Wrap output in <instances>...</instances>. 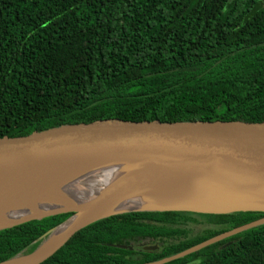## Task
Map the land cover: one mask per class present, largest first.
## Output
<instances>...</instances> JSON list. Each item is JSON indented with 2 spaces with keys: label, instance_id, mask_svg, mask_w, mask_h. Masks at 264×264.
Masks as SVG:
<instances>
[{
  "label": "trees",
  "instance_id": "1",
  "mask_svg": "<svg viewBox=\"0 0 264 264\" xmlns=\"http://www.w3.org/2000/svg\"><path fill=\"white\" fill-rule=\"evenodd\" d=\"M102 118L264 121V0H0V137ZM70 215L0 230V262ZM262 217L121 213L40 264L152 262ZM164 264H264V224Z\"/></svg>",
  "mask_w": 264,
  "mask_h": 264
},
{
  "label": "water",
  "instance_id": "2",
  "mask_svg": "<svg viewBox=\"0 0 264 264\" xmlns=\"http://www.w3.org/2000/svg\"><path fill=\"white\" fill-rule=\"evenodd\" d=\"M115 162L126 167L114 171L107 187L89 201L19 216L83 172ZM128 199L141 206L107 211ZM132 211L264 212V121L102 118L0 137V230L71 213L44 233L34 250L0 264H40L83 227ZM70 219L64 233L48 243ZM262 224L264 217L141 264H164Z\"/></svg>",
  "mask_w": 264,
  "mask_h": 264
},
{
  "label": "bare ground",
  "instance_id": "3",
  "mask_svg": "<svg viewBox=\"0 0 264 264\" xmlns=\"http://www.w3.org/2000/svg\"><path fill=\"white\" fill-rule=\"evenodd\" d=\"M126 166L119 162L107 163L90 170L83 172L69 182H66L59 187L51 195L44 197L36 204L29 206L22 210L19 216H27L39 210H46L51 207L62 205H75L84 203L102 192L110 183L114 171L124 169ZM141 206V203L135 199H128L122 202L117 207L107 210L109 212L116 210H124L127 208H136ZM73 219V218H72ZM72 219L66 221L56 228L53 236L48 243L54 242L58 239L69 226Z\"/></svg>",
  "mask_w": 264,
  "mask_h": 264
}]
</instances>
